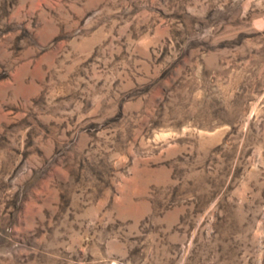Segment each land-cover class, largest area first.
<instances>
[{"label":"rangeland","instance_id":"374dc122","mask_svg":"<svg viewBox=\"0 0 264 264\" xmlns=\"http://www.w3.org/2000/svg\"><path fill=\"white\" fill-rule=\"evenodd\" d=\"M0 264H264V0H0Z\"/></svg>","mask_w":264,"mask_h":264}]
</instances>
